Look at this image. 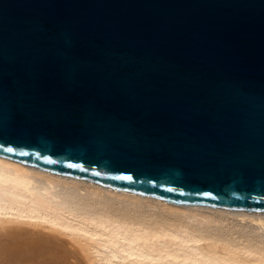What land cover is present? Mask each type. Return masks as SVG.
Listing matches in <instances>:
<instances>
[{"label": "water", "instance_id": "obj_1", "mask_svg": "<svg viewBox=\"0 0 264 264\" xmlns=\"http://www.w3.org/2000/svg\"><path fill=\"white\" fill-rule=\"evenodd\" d=\"M0 157L264 212V0H0Z\"/></svg>", "mask_w": 264, "mask_h": 264}, {"label": "bare ground", "instance_id": "obj_2", "mask_svg": "<svg viewBox=\"0 0 264 264\" xmlns=\"http://www.w3.org/2000/svg\"><path fill=\"white\" fill-rule=\"evenodd\" d=\"M0 264H264V212L173 204L0 157Z\"/></svg>", "mask_w": 264, "mask_h": 264}]
</instances>
